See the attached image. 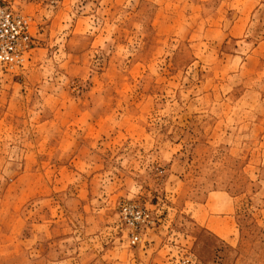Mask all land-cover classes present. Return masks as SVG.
<instances>
[{"label": "rangeland", "instance_id": "1", "mask_svg": "<svg viewBox=\"0 0 264 264\" xmlns=\"http://www.w3.org/2000/svg\"><path fill=\"white\" fill-rule=\"evenodd\" d=\"M0 7L34 41L0 71V264H264V0Z\"/></svg>", "mask_w": 264, "mask_h": 264}, {"label": "built area", "instance_id": "2", "mask_svg": "<svg viewBox=\"0 0 264 264\" xmlns=\"http://www.w3.org/2000/svg\"><path fill=\"white\" fill-rule=\"evenodd\" d=\"M28 19L7 7H0V71L22 68L33 46ZM119 220L127 228L129 244L140 240V233L150 221L149 213L131 201L119 204Z\"/></svg>", "mask_w": 264, "mask_h": 264}, {"label": "crops", "instance_id": "3", "mask_svg": "<svg viewBox=\"0 0 264 264\" xmlns=\"http://www.w3.org/2000/svg\"><path fill=\"white\" fill-rule=\"evenodd\" d=\"M212 219H214L213 215L207 214L205 216H200V221L206 225L211 231L218 233L220 232L222 228L220 226L218 227L215 224H212ZM226 236V235H225ZM224 237V236H223Z\"/></svg>", "mask_w": 264, "mask_h": 264}]
</instances>
